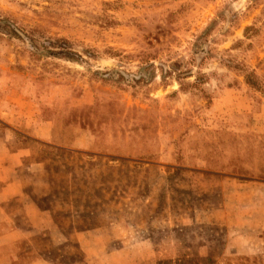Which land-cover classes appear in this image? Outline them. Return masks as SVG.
<instances>
[{"label":"rangeland","instance_id":"obj_1","mask_svg":"<svg viewBox=\"0 0 264 264\" xmlns=\"http://www.w3.org/2000/svg\"><path fill=\"white\" fill-rule=\"evenodd\" d=\"M3 77L48 264H264V0H0Z\"/></svg>","mask_w":264,"mask_h":264},{"label":"crops","instance_id":"obj_2","mask_svg":"<svg viewBox=\"0 0 264 264\" xmlns=\"http://www.w3.org/2000/svg\"><path fill=\"white\" fill-rule=\"evenodd\" d=\"M7 88V79L0 78V93ZM8 115L12 113L0 107V132L17 130ZM32 132L49 137V122L36 123ZM22 142L25 145L4 153L8 145L0 137V264H48L41 242L52 234L51 219L30 199V149L24 148L30 141Z\"/></svg>","mask_w":264,"mask_h":264}]
</instances>
